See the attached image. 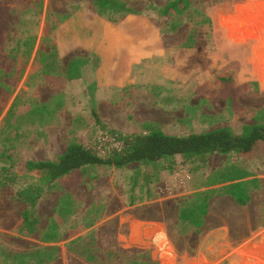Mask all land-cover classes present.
<instances>
[{"label":"rangeland","instance_id":"obj_1","mask_svg":"<svg viewBox=\"0 0 264 264\" xmlns=\"http://www.w3.org/2000/svg\"><path fill=\"white\" fill-rule=\"evenodd\" d=\"M169 1L132 0L139 14L110 19L97 13L93 0H0L7 13L0 42V168L6 174L27 173L26 161L54 158L72 141L100 154L120 149L122 142L102 133L95 114L122 135L239 133L264 125V0H193L181 15L159 14ZM72 60L79 71L73 79L64 71ZM234 169L239 177L264 178V166L234 154L204 163L178 156L155 166L73 171L48 198L53 205L61 191L83 181L89 189L79 196L90 209L60 218L64 239L49 245L40 231L23 227L25 205L5 185L0 227L5 223L8 231H0V264H264V189L250 187L251 203L239 206L225 192L232 182L222 183ZM159 181L163 188L154 189ZM205 192L211 194L207 214L197 218L195 196ZM118 195L128 199L123 208ZM50 205L42 206L40 229ZM181 208L191 211L186 221ZM56 248L66 254L57 258ZM17 249L28 252L19 258Z\"/></svg>","mask_w":264,"mask_h":264},{"label":"trees","instance_id":"obj_2","mask_svg":"<svg viewBox=\"0 0 264 264\" xmlns=\"http://www.w3.org/2000/svg\"><path fill=\"white\" fill-rule=\"evenodd\" d=\"M131 1L93 0V3L99 15H108V18L111 19L120 15L139 14L130 7ZM192 2L193 0L169 1L165 7L159 9V14L165 16L181 15L190 8ZM2 6H0V15H3V17L0 16V42L3 41L5 31L7 30L5 24L3 26L1 23L7 21V13L4 11L5 9H1ZM78 22L81 27L84 26L85 21L82 18L78 17ZM89 30L94 32L91 38L93 40L95 36L94 26L92 28L90 27ZM110 53L111 51L107 52L108 55ZM70 67H72L70 70L71 78L72 74L79 71L76 62L73 60L71 61ZM222 81L225 82L223 79ZM35 111L38 112L37 110ZM40 112L43 111L40 110ZM31 113L34 114L33 111ZM259 113L264 114V112ZM94 116L96 117V125L101 127L102 133L117 136L118 140L122 142L120 149L110 147L105 149L104 154H100L97 150L87 145L72 141L69 143L66 151L53 161H26L25 168L28 172L20 176L15 173L6 174L0 168V192L5 185H13L15 187V196L28 207V210L24 213L26 225L35 228L36 207L42 197L51 190L54 183L73 171L80 170L84 167L96 168L103 173L106 168L122 170L133 163L155 166L163 160L174 159L178 156L185 160L204 163L210 156L216 154H234L245 164L251 165L253 162H257L262 167L264 166V125L262 124L245 126L239 133L229 129H217L201 134L174 136L168 135L161 130H154L148 134L122 135L116 129L105 125L97 114ZM40 120L41 122L47 120L45 114L40 116ZM233 172L234 174H229L227 179L222 181V183L232 182L225 187V192L239 206H246L250 202V189H247V183L236 181L250 176L243 175V177H239L235 169ZM249 184H254V181ZM210 195V192L196 194L195 197L199 202V205L195 206L197 218L204 217L207 214ZM190 213L191 211L189 209L181 208L180 219L186 221ZM33 215L35 220L32 219ZM60 220L57 219L54 221L48 231L45 232V241L55 240L59 236L56 223ZM197 225L199 227L201 222L197 223ZM22 256L18 255L19 258ZM46 261H42V263L45 264Z\"/></svg>","mask_w":264,"mask_h":264},{"label":"crops","instance_id":"obj_3","mask_svg":"<svg viewBox=\"0 0 264 264\" xmlns=\"http://www.w3.org/2000/svg\"><path fill=\"white\" fill-rule=\"evenodd\" d=\"M70 64H71V61H69L67 63V65H66V67L64 69V71H65V73L67 75L68 74H71V71L70 70L72 69V67H70ZM32 110H31V112H32ZM31 112H30V115H32ZM63 153H61V154H63ZM61 154H59V155H57V156H55L54 158H51V159H38V160H35V161H53L58 156H60ZM67 176L62 177L61 179L57 180L54 183V185L51 188V190L46 195H44V197H42V199L38 203V206L36 207V210H35V218H36L35 229H36V232H39L40 231V235H41L40 241L43 242V243H45V244H47V245L59 243L60 241H63V239H64V231L63 230H58L59 236L55 240L45 241L44 239H42V234H44L45 232L48 231V229L52 225V221L56 217L58 219L63 218L65 215H66L65 217H69V215L70 216L71 215L73 216V215L77 214L78 212H81L83 210L90 209V205L85 201L86 199L84 197L79 196V192H81V190H87V189H89V186L86 183H83V181H80V183L78 185L73 186L71 189H69L66 192L61 191L62 193L57 197L56 201L52 205V202L48 198L49 195L52 194V193H54L53 190L55 189V187L57 186V184L61 180H64ZM252 181H254V184H249ZM160 182L161 181H159V183H156L155 184V188L154 189H162L163 188V187H161V183ZM244 183H247V185H246L247 189H250V187H251V189H264V178L257 179V178H252V177L250 178V177H248V179H246L244 181ZM151 188H153V187L151 186ZM90 189H93V188H90ZM107 189H109V188H107ZM115 189H125V188L124 187L123 188L117 187ZM210 189H213V188H210ZM252 195L253 194L250 193V202L248 203V205L251 203ZM118 198H119V200L121 202V208L125 207L127 205V202H128L127 197H125V196L122 197L121 195L120 196L118 195ZM0 199H1V197H0ZM67 199H70L72 201V209L69 212H67V208H66V206L68 204ZM48 202H49V205L51 204L50 205V210L52 211V214L50 215V217H49V219H48V221H47L46 226L44 227V229H40L43 226L42 221L44 220V216L41 213L42 212V206H43V204L48 203ZM24 205H25V210L21 213V220H22V223H23V227L26 226V222L24 220V213L28 210L27 209L28 208L27 205L26 204H24ZM67 213H69V214H67ZM203 224H204V222H203ZM7 229L8 228H7V226H6L5 223L2 224V227H0V231H2V232H7L8 231ZM10 230H11V232H13L12 229H10ZM28 240L32 242L33 239L29 238ZM35 249H37V248H31L29 250V252L30 251H33ZM46 249L49 250V251H51L53 248L46 247ZM63 249H65V246L63 247ZM56 250L58 251L57 252V258H59V256H64L66 254L65 252H62L61 253L57 248H56ZM27 252H28L27 249H17L16 252H13V253H14V255H16V254L18 255V254L27 253ZM54 261H52V262H49L48 261L45 264H51Z\"/></svg>","mask_w":264,"mask_h":264}]
</instances>
